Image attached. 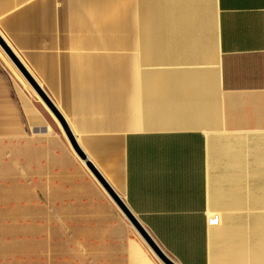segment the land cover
<instances>
[{
	"label": "crops",
	"instance_id": "crops-1",
	"mask_svg": "<svg viewBox=\"0 0 264 264\" xmlns=\"http://www.w3.org/2000/svg\"><path fill=\"white\" fill-rule=\"evenodd\" d=\"M87 161L173 264H264V0H0V264H166Z\"/></svg>",
	"mask_w": 264,
	"mask_h": 264
},
{
	"label": "water",
	"instance_id": "water-1",
	"mask_svg": "<svg viewBox=\"0 0 264 264\" xmlns=\"http://www.w3.org/2000/svg\"><path fill=\"white\" fill-rule=\"evenodd\" d=\"M3 48L5 49V51L9 54V56L11 57V59H13V61L17 64V66L21 69V71L24 73V71L22 70V68L20 67V65H18V62L15 60V58L13 57V55L8 51V49L4 46V44L2 43ZM25 76L28 78V80L31 82V84L35 87V89L40 93V91L38 90V88L36 87V85L34 84V82L28 77V75H26V73H24ZM41 96L44 98V100L48 103V100L46 99V97H44V95L42 93H40ZM49 104V103H48ZM61 124L63 125V127L66 130V127L64 125V122H62L61 120ZM71 143L72 146L74 147L75 151L77 152V154L84 159V155L82 154V152L78 149V147L76 146V144L74 143V140L71 138ZM86 165L88 166V168L92 171V173L96 176V178L100 181V183L105 187V189L108 191V193L110 194V196L116 201V203L119 205V207L123 210V212L126 214L127 218L130 220V222L132 223V225L136 228V230L143 236V238L146 240V242L148 243V245L152 248V250L160 257L163 259V261L166 264H173L172 262H170L165 255L160 251V249L155 245V243L152 241V239L148 236V234L145 232V230L142 228V226L138 223V221L132 216V214L128 211V209L124 206V204L122 203V201L111 191V189L108 187V185H106V183L103 181V179L100 177V175L97 173V171L94 169V167L90 164V162H86Z\"/></svg>",
	"mask_w": 264,
	"mask_h": 264
}]
</instances>
